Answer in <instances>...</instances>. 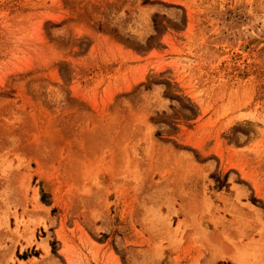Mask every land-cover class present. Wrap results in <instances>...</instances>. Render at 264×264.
<instances>
[{
  "label": "rangeland",
  "instance_id": "374dc122",
  "mask_svg": "<svg viewBox=\"0 0 264 264\" xmlns=\"http://www.w3.org/2000/svg\"><path fill=\"white\" fill-rule=\"evenodd\" d=\"M234 257L264 264V0H0V264Z\"/></svg>",
  "mask_w": 264,
  "mask_h": 264
},
{
  "label": "bare ground",
  "instance_id": "6f19581e",
  "mask_svg": "<svg viewBox=\"0 0 264 264\" xmlns=\"http://www.w3.org/2000/svg\"><path fill=\"white\" fill-rule=\"evenodd\" d=\"M42 245H43V247H44L46 250L49 249L48 244H47L46 242H44ZM234 259H235V261H236V264H238V260H237V258L234 257Z\"/></svg>",
  "mask_w": 264,
  "mask_h": 264
}]
</instances>
